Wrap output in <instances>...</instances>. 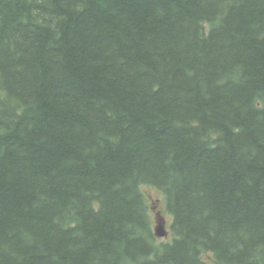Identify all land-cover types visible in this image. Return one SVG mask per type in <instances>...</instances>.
<instances>
[{"label": "trees", "instance_id": "trees-1", "mask_svg": "<svg viewBox=\"0 0 264 264\" xmlns=\"http://www.w3.org/2000/svg\"><path fill=\"white\" fill-rule=\"evenodd\" d=\"M0 264H264V0H0Z\"/></svg>", "mask_w": 264, "mask_h": 264}, {"label": "rangeland", "instance_id": "rangeland-1", "mask_svg": "<svg viewBox=\"0 0 264 264\" xmlns=\"http://www.w3.org/2000/svg\"><path fill=\"white\" fill-rule=\"evenodd\" d=\"M143 192L145 193L148 204L151 207V216H152V222L153 227L156 226V224L159 222L158 219L162 218L165 221V228L171 232V224L173 221L172 215L169 213L166 205V200L164 194L155 189L154 187L150 186H144ZM172 237V233H171ZM169 239V236L167 238H161L160 240H166ZM171 239V238H170Z\"/></svg>", "mask_w": 264, "mask_h": 264}, {"label": "water", "instance_id": "water-1", "mask_svg": "<svg viewBox=\"0 0 264 264\" xmlns=\"http://www.w3.org/2000/svg\"><path fill=\"white\" fill-rule=\"evenodd\" d=\"M158 226L156 227V235L158 237H165L167 235V231L165 228V221L162 218L158 219Z\"/></svg>", "mask_w": 264, "mask_h": 264}, {"label": "bare ground", "instance_id": "bare-ground-1", "mask_svg": "<svg viewBox=\"0 0 264 264\" xmlns=\"http://www.w3.org/2000/svg\"><path fill=\"white\" fill-rule=\"evenodd\" d=\"M164 223H165V222H164ZM157 226H158V223L156 224L155 227H153V229H154V234H155L156 238H157L159 241H161V242L168 241V240L170 239V235H171L170 230L168 231V230L166 229V231H167V235H166L165 237H158V236L156 235V227H157ZM167 236H169V239H166V240H160L161 238H167Z\"/></svg>", "mask_w": 264, "mask_h": 264}]
</instances>
